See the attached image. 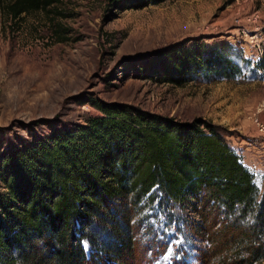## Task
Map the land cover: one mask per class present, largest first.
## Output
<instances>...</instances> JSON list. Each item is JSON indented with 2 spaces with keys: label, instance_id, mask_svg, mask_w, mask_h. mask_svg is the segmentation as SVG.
<instances>
[{
  "label": "rangeland",
  "instance_id": "1",
  "mask_svg": "<svg viewBox=\"0 0 264 264\" xmlns=\"http://www.w3.org/2000/svg\"><path fill=\"white\" fill-rule=\"evenodd\" d=\"M204 47L223 51L239 71L227 77L197 68L178 82L164 77L165 64L150 63L159 50L177 63ZM94 98L217 123L262 190L264 0H161L124 9L111 0H52L15 21L0 0V157L52 127L84 122L99 112ZM140 206V213L131 206L134 254L106 264H203L198 249L208 243L186 230L195 211L173 208L184 217L170 220L156 201ZM223 223L212 232L220 234ZM81 242L89 255V242Z\"/></svg>",
  "mask_w": 264,
  "mask_h": 264
},
{
  "label": "trees",
  "instance_id": "2",
  "mask_svg": "<svg viewBox=\"0 0 264 264\" xmlns=\"http://www.w3.org/2000/svg\"><path fill=\"white\" fill-rule=\"evenodd\" d=\"M111 1L124 9L161 0ZM51 2L5 0V10L15 21ZM164 57L159 50L150 63L165 64L164 77L172 81L181 82L197 68L227 77L239 71L215 47L177 63ZM90 101L99 112L84 122L52 127L48 135L0 157V264L126 262L134 254L131 206L140 213L141 203L155 201L167 208L170 220L184 217L173 208L197 213L185 223L189 234L208 243L198 249L201 263L263 260L264 187L220 125L206 118L180 120L129 102ZM218 222H224L220 234L212 232Z\"/></svg>",
  "mask_w": 264,
  "mask_h": 264
},
{
  "label": "built area",
  "instance_id": "3",
  "mask_svg": "<svg viewBox=\"0 0 264 264\" xmlns=\"http://www.w3.org/2000/svg\"><path fill=\"white\" fill-rule=\"evenodd\" d=\"M258 123V126H259V129L261 130V129H263L264 128V124L263 123H261V122H257Z\"/></svg>",
  "mask_w": 264,
  "mask_h": 264
}]
</instances>
